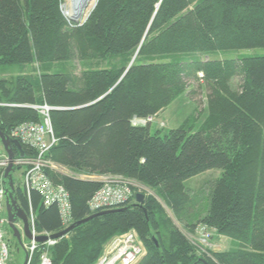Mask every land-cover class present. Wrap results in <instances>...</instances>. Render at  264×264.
Here are the masks:
<instances>
[{"label":"trees","instance_id":"obj_1","mask_svg":"<svg viewBox=\"0 0 264 264\" xmlns=\"http://www.w3.org/2000/svg\"><path fill=\"white\" fill-rule=\"evenodd\" d=\"M61 1L0 0V70L95 57L130 60L138 52L134 64L126 74L127 65L84 73L82 79L43 74L37 82L40 100L28 78L0 79V103L17 106L0 108V131L7 136L19 124L40 123L39 114L25 106L53 108L57 142L46 158L86 178L45 171L69 194L71 224L103 212H88L87 206L101 190L100 176L148 187L177 217L189 220L192 200L183 183L219 170L199 223L239 246L211 258L175 229H166L167 245L156 246L154 218L162 209L150 197L136 205L134 193L114 208L121 211L97 216L57 240L48 249L51 264H95L104 245L128 231L139 233L145 244L137 264H264V56L224 62L209 57L264 50V0H99L88 20L71 29ZM188 68L204 72L210 85L200 129L183 123L163 135L152 134L148 125L134 126V119L153 117L183 95ZM234 77L237 88L229 86ZM11 180L17 204L34 214L37 234L64 230L57 207H46L33 190L27 196L14 174Z\"/></svg>","mask_w":264,"mask_h":264},{"label":"rangeland","instance_id":"obj_2","mask_svg":"<svg viewBox=\"0 0 264 264\" xmlns=\"http://www.w3.org/2000/svg\"><path fill=\"white\" fill-rule=\"evenodd\" d=\"M95 1V3H94ZM99 0H93L89 4H83L81 14L78 17H69V5L70 0H62L61 1V11L64 19L67 21L68 29L75 28L81 26L88 20V17L93 13V10L96 8V4ZM94 4V5H93ZM93 5V6H92ZM199 56V55H198ZM255 56H264V50L261 49H254V50H243V51H227V52H220L215 54L214 56H209L210 59L218 60V61H225V60H236L241 59L243 57H255ZM133 58V57H132ZM131 58V59H132ZM126 57H107L106 59L102 58H84L81 59H74L72 61L61 62V63H50V64H40V63H33L27 66H17L15 67H7L6 69L0 70V79H6L9 81H13L16 76L28 78L32 83L35 91H36V98L40 100L41 92L38 89V80L39 77L43 74H66L76 79H82L84 73L88 72H96L97 70H107V69H118L122 66H129L130 61ZM196 59H200L196 58ZM201 59L204 60L203 56ZM129 61V62H128ZM169 62L170 60H166ZM206 61V60H204ZM190 67V66H189ZM186 73L182 77V83L184 84L185 92L183 95L179 96L174 102L168 105L165 110L158 112L153 116L154 121L152 123L146 122L147 125L150 127L152 134L155 133L156 130H162V134L165 135L167 132L178 128L183 123H188L195 131L199 130L203 122L207 118L208 112V97L211 95L210 93V85L206 82L204 77V72L202 71H192L191 69L185 70ZM230 87L237 88L240 84V80L237 77L231 78L230 80ZM211 82V80H210ZM213 82H211V85ZM14 105V104H12ZM38 106V105H37ZM179 106H181L179 108ZM168 110V116L166 115L163 118H159V114H162L164 111ZM144 121V120H143ZM143 121H140V124H143ZM29 123V122H25ZM144 123V124H146ZM143 124V125H144ZM7 157L4 152L3 147L0 144V159ZM1 172V170H0ZM57 172L69 175L74 178H81L86 179L82 175H75L67 169L58 168ZM222 172L219 170H211L206 171L203 174L193 177L190 180H187L183 183L185 185V189L189 194V197L192 200L191 203V210H190V218L189 220L186 218H179L177 217L171 209L167 207L166 202L163 198H160L157 193L151 190L148 187H144L137 182H132L128 180V188H130V197L129 199L132 200L134 197V193L142 194L145 198L150 197L153 198L157 204H159L161 213L156 214L155 221L159 224L158 227V234H154L153 239L158 244V242L163 243L164 245L168 244V232L167 230L175 229L179 231L182 235H184L188 242H190L194 247L196 246L198 250L204 255H208V257L212 258L213 254H218L222 252H229L230 250H235L238 248V243L231 239H227L226 237L218 235V233L213 230L212 228L208 227L207 225H203L199 223L201 218L205 215L208 205V187L210 183H212L215 179L221 176ZM2 177V174H1ZM0 177V180H1ZM110 178L108 176H100L97 177L98 182H104L105 179ZM14 179L16 181V185L22 186V171L18 172V174H14ZM125 179V178H124ZM129 200V201H130ZM136 204V200L132 201ZM190 222V223H189ZM190 225H189V224ZM194 226V227H192ZM209 230L210 238L207 240L206 243L200 241V236L198 235L197 229L200 227H205ZM15 227H17L20 234H22L23 226L21 223H16ZM136 234L139 244H141L143 248V256L146 254L145 244L140 239L139 233L132 231ZM123 235V234H121ZM120 236V235H116ZM115 236V237H116ZM9 246L12 250L11 255V263L10 264H24L25 259V245L29 243L27 238H24L21 235V243L18 242L16 238H14L12 230L9 228ZM108 243L104 245L103 251L101 255L104 254V251L108 248ZM100 255V256H101ZM141 257V258H142ZM101 258V257H100ZM99 258V259H100ZM140 258V259H141ZM139 259V260H140ZM138 260V261H139Z\"/></svg>","mask_w":264,"mask_h":264},{"label":"built area","instance_id":"obj_3","mask_svg":"<svg viewBox=\"0 0 264 264\" xmlns=\"http://www.w3.org/2000/svg\"><path fill=\"white\" fill-rule=\"evenodd\" d=\"M6 107L17 106L0 103V108ZM25 107L39 114L40 123H22L10 130L7 136L20 143L30 153L29 157H24V155L20 157L19 155L18 158H14L13 166L22 171L21 187L27 193V196L33 190L40 194L42 203L46 207H57L61 225L66 229L72 222V207L69 201V194L62 185L53 184L48 180L45 174L46 170L57 171L60 168L46 158V155L57 142L50 122V113L53 108L48 107L46 104ZM143 120L134 119L132 124L134 126H144L147 125L146 122L152 123L154 118L148 117ZM140 121L146 124H140ZM8 164L9 158L0 159V170L3 172L8 167ZM130 194L128 180L115 176L107 178L102 182L101 190L90 198L87 205L88 212L96 213L124 206V204L129 202ZM26 215H28L31 236L35 238L40 234L35 231L34 214H32L31 208ZM197 231L200 241L206 243L210 238L209 230L205 226L198 228ZM46 235L48 236L49 234ZM8 237L9 227L8 216H6L5 193L0 180V264H10L12 262V250L9 246ZM56 243L57 241L50 240L45 244H39L35 240L29 241L24 247L25 256H27L26 264H33L36 255H38V264H51L48 249ZM108 245L104 254L100 256L101 258L95 264H137L138 260L143 256V248L139 244L136 234L132 231L114 237Z\"/></svg>","mask_w":264,"mask_h":264},{"label":"water","instance_id":"obj_4","mask_svg":"<svg viewBox=\"0 0 264 264\" xmlns=\"http://www.w3.org/2000/svg\"><path fill=\"white\" fill-rule=\"evenodd\" d=\"M137 53L131 59L130 65L127 67L126 71L124 72L125 74L130 69V67L134 64V60L137 56ZM0 144H1V147H3L4 152L7 155V158H9L8 167L6 169H4V171L2 173V177H1L2 188H3V191L5 193L6 216H8V227L10 228V230H12L14 238H16L19 243H21V239H22L21 235H23V237L27 238L29 241L35 240L39 244H45L49 240L50 241H57L59 239L67 237V235L71 231H73L76 227H80V225H83V224L91 221V219H93L97 216H102L103 214L113 213L115 211H121V209H113L110 211H103L102 213H99V214H93L87 219L80 220L77 223L71 224L70 226H68V228H66L60 232H57V234H51L48 236L47 235L46 236L45 235H39V236H36L35 238H33L31 236V232H30L28 215H26L24 210L20 208L19 204H17V201H16L15 196H14L15 185H14V182L11 180L12 175L15 174L17 171H20V169H16L13 166L14 156H13V149L12 148L15 147L17 149V151L19 152L20 157H22L23 156L22 146L17 141L11 139L9 136H5L1 131H0ZM135 199H136V205L142 207L146 198L142 194H136ZM18 222L21 223V225L23 226L22 234H20L17 227H15V224ZM156 246H158L157 243H156ZM24 261H25L24 264H26L27 263V256H25Z\"/></svg>","mask_w":264,"mask_h":264},{"label":"bare ground","instance_id":"obj_5","mask_svg":"<svg viewBox=\"0 0 264 264\" xmlns=\"http://www.w3.org/2000/svg\"><path fill=\"white\" fill-rule=\"evenodd\" d=\"M87 2H89L90 4L91 2H93V0H70L68 16L78 17L81 14V6L83 4H86Z\"/></svg>","mask_w":264,"mask_h":264},{"label":"crops","instance_id":"obj_6","mask_svg":"<svg viewBox=\"0 0 264 264\" xmlns=\"http://www.w3.org/2000/svg\"><path fill=\"white\" fill-rule=\"evenodd\" d=\"M181 106H179V108H180ZM168 110H169V108L166 110V111H164L162 114H159V118H163V117H165L166 115L168 116ZM169 117V116H168ZM164 119V118H163ZM194 131H195V129H194ZM18 172H20V171H17L15 174H18ZM40 235H44V234H40Z\"/></svg>","mask_w":264,"mask_h":264}]
</instances>
